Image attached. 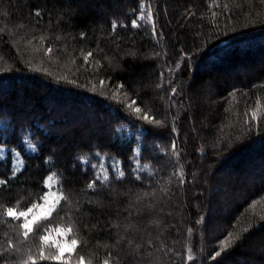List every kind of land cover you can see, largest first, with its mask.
<instances>
[{"label": "trees", "instance_id": "16d2710c", "mask_svg": "<svg viewBox=\"0 0 264 264\" xmlns=\"http://www.w3.org/2000/svg\"><path fill=\"white\" fill-rule=\"evenodd\" d=\"M143 2L155 14V39L152 25L131 27L140 0H0V138H12L5 146L20 151L25 165L10 190H0V204L30 206L41 195L38 185L54 175L73 204L49 226L72 224L91 264L109 253L117 264L129 239L133 251L143 245L139 264H185L189 249L191 264H264V0ZM114 19L126 26L113 31ZM186 54L190 59L173 71ZM169 81L179 89L172 99L182 104L170 109L179 135L172 116L168 127L150 126L153 137L140 142L151 157L142 161L151 165L150 177L87 191L89 177L74 159L100 150L127 169L134 137L113 130L145 123L127 108L131 100L165 119ZM119 82L129 86L128 96L116 92L113 99ZM257 110L259 127L248 128L245 113L250 119ZM13 128L21 141L26 132L43 147L26 153ZM241 179L249 187L240 189ZM229 233L233 243L213 260ZM9 237L25 253L38 242L17 239L15 225L0 217V250ZM150 239L156 246L149 250Z\"/></svg>", "mask_w": 264, "mask_h": 264}, {"label": "snow or ice", "instance_id": "6c2138e0", "mask_svg": "<svg viewBox=\"0 0 264 264\" xmlns=\"http://www.w3.org/2000/svg\"><path fill=\"white\" fill-rule=\"evenodd\" d=\"M136 13L137 10L134 8L131 27L134 29L139 28L141 26L139 22L146 18L149 24L152 25V37L154 39L157 38L158 33L155 28V14L152 7L144 3L143 0H140L138 14ZM35 14L37 16L40 15L39 12ZM215 16L216 13L213 12V17ZM125 19H127V17H125ZM122 26H126V24H121L120 21L115 19L111 22V29L113 31ZM160 38H162V34H160ZM52 51L53 49L48 47L45 54L47 55ZM92 56L93 53L88 52L83 59L87 63ZM184 59H190V57L186 54L181 62L177 63L173 71L180 70L183 66ZM161 78L163 79V73H161ZM100 84L102 87L108 86L110 85V81H108L106 85V81L101 79ZM169 84L171 85L168 91V99L170 101L168 104L169 111L163 120L158 119L155 115H151L150 110L139 106L136 100H131L130 103L127 104V108L131 109V112L136 114V119L145 122L144 124L138 125L128 121V123L131 124L129 134H134L133 143L136 144V147L134 150L130 151V160L132 163L127 166V169L122 160L109 157L106 153L102 154L100 150H96L93 153L92 149H89L88 156H79L74 159L73 167L79 170L83 176L89 177L86 184L87 191L94 193L98 187L111 189L126 183L129 179L142 182L146 178V175L150 177L151 165L147 163L142 164V161L145 157L148 159H151V157L148 155L147 149L140 146L142 140L147 141L149 137H153L150 126L168 127L167 116H172L173 123L171 131L179 135V131L175 127V120L178 119V117H175L170 109L176 107L179 110L182 104L172 99L179 95V89L175 86V81H169ZM158 87H162V85H158ZM260 87L264 88V84L260 85ZM128 89L129 86L123 82L117 83L115 85L116 91L113 93V99H115L116 92H120L127 97ZM231 95H235V92L231 93ZM161 98L163 99V97ZM0 115H3L2 110H0ZM248 115L249 114L246 112V118L244 120L245 126L251 128L252 125L255 124L258 128L260 123L258 110L251 112L250 119ZM126 130L125 126L121 125L113 130V134L121 133ZM21 132H24L23 128H21ZM13 135L17 143L22 142L21 136L16 132L15 128H13ZM11 142V137L8 141L0 138V161L3 162L0 163V166L6 167V173L0 174V190H10L13 181L18 179L19 175H22V167H25L24 162L21 160L22 153L20 151L15 150L14 146L12 149L5 148V145ZM23 143H26L28 148L33 152L43 147L42 145L33 143L26 132L23 137ZM171 150L178 154V141L173 140L171 142ZM6 151L8 153V159L5 161L4 153ZM51 155L52 154H50L49 159ZM45 163L47 164L48 160H46ZM53 181L54 175H47L46 178L43 179L42 183L38 185L41 195H39L35 202H31L30 206L21 208L19 206H13L10 202L7 204H0V209H2V211H0V217H3L4 223H12L15 225L17 239L22 238L23 242L38 241L30 244L25 253V251L9 237L6 247L0 250V259L4 261V264H16V261H19V264H45V262H47V264H91V261L88 260L85 255L80 254L79 249L82 241L79 240L78 233L72 224L69 223L65 227H49L52 220L58 217L60 213L65 210L66 206L68 210L71 211V205L73 204L72 197L68 195L66 191L55 188ZM185 182V179L180 180L181 185ZM19 203L20 202L17 201V205ZM75 206L77 209L79 208L78 201L75 202ZM202 221L203 217L198 223ZM53 231L56 233L55 240L50 238ZM192 231V228L188 229L189 234H191ZM245 231H247V229H245ZM5 235L7 237V233ZM232 243L231 233H229L227 238L220 241V248L215 251V255L212 256V259L215 260L217 257H220L225 250V246L231 245ZM147 244L149 250L156 246L155 242L151 239L148 240ZM132 245L133 240L129 239L127 241L125 256L117 255L115 257L117 264H139L143 245H137L136 251H133ZM161 251L167 254L170 250L167 249L165 244H162ZM188 251L189 254L185 258V264H191V262L195 260V257L190 254L192 249ZM112 261L113 254L109 253L107 258L102 261V264H112Z\"/></svg>", "mask_w": 264, "mask_h": 264}, {"label": "rangeland", "instance_id": "374dc122", "mask_svg": "<svg viewBox=\"0 0 264 264\" xmlns=\"http://www.w3.org/2000/svg\"><path fill=\"white\" fill-rule=\"evenodd\" d=\"M142 21H144V22H146L147 24H149V22L147 21V19L145 18L144 20H142ZM149 25H151V24H149ZM0 128H4V125L0 122ZM125 128L127 129L126 131H124V132H121V133H119V135L120 136H122L121 134H123L124 136L123 137H125V139H127V140H129V139H131L132 137H134V134H129L130 133V130H131V128L130 127H128V126H125ZM28 136H29V134H28ZM30 138V137H29ZM22 141H23V139H22ZM33 143H35L34 141H33ZM23 147H24V149H25V151H26V153H28V154H35V152H33V151H31L29 148H28V146H27V144L26 143H23ZM5 148L6 149H11V148H8V147H6L5 146ZM6 159H8V153H7V151L4 153V160H6ZM22 160V159H21ZM1 162V161H0ZM22 169H23V167H22ZM21 169V170H22ZM53 185H54V187L55 188H57L56 187V181H55V179H54V181H53ZM245 185L246 186H248L249 187V185H248V183H247V181L246 180H244V179H241V182H240V189L241 188H245ZM59 219H61L60 218V216H59ZM58 223L59 222H54V225L52 226H49V227H54V226H60V225H58ZM60 227H64V226H60ZM52 240H55L56 239V233L53 231L52 233H51V237H50Z\"/></svg>", "mask_w": 264, "mask_h": 264}]
</instances>
